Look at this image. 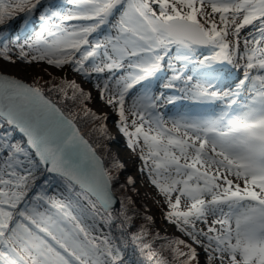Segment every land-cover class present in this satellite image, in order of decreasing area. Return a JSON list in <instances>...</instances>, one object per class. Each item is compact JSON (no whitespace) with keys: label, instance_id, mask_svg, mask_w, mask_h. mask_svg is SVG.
Returning <instances> with one entry per match:
<instances>
[{"label":"snow or ice","instance_id":"6c2138e0","mask_svg":"<svg viewBox=\"0 0 264 264\" xmlns=\"http://www.w3.org/2000/svg\"><path fill=\"white\" fill-rule=\"evenodd\" d=\"M33 23L38 31L25 43L5 42L14 24L28 31ZM198 48L208 54L201 58ZM13 56L96 80V97L54 76L48 92L78 105L101 147L108 121L116 124L167 205L164 219L188 237L169 240L139 225L129 239L143 262L168 264L162 253L169 252L173 264H264V0H0V58ZM165 65L168 94L153 95L149 85ZM231 69L243 74L221 89ZM94 99L118 119L89 107ZM179 100L223 101L224 109L166 119L160 108ZM41 165L67 194L39 182ZM113 170L123 163L105 167L38 87L0 78V264H127L113 227L123 235L138 216L152 218L140 216L130 197L111 215ZM182 198L191 201L187 210ZM158 240L166 241L159 255Z\"/></svg>","mask_w":264,"mask_h":264},{"label":"trees","instance_id":"16d2710c","mask_svg":"<svg viewBox=\"0 0 264 264\" xmlns=\"http://www.w3.org/2000/svg\"><path fill=\"white\" fill-rule=\"evenodd\" d=\"M53 3L59 4L61 0H52ZM219 22V19L217 17V23ZM38 31V25L36 23H33L32 26L28 31L21 30L17 24H14L13 27L10 30H7L9 34V40L5 41L6 43H9V46L11 47V40H15L19 38L20 43H25L26 40L32 38L34 36V32ZM15 52V49H13ZM3 59V58H2ZM44 62V61H43ZM46 63V62H45ZM50 65L46 67H39L36 66V71L34 70V73L32 75H29L28 77L24 78V80L29 83L30 85L34 87H38L49 99H51L54 103L58 105V107L63 111L65 115H67L69 118L73 119L76 125L78 126L81 133L85 136V138L92 143L97 148V153L102 157L105 167H111V161L113 159L117 160L119 162L118 153L112 150L111 146L109 144H105L102 147L97 145L92 132L86 127V125L81 122L77 116L79 112L78 105H73L71 102L65 103L61 97H58L54 93H49L48 88L50 87V81L52 77H56L57 80L60 78H67L68 80H75L80 86L87 92L86 88L88 86L95 88L96 80L93 79L92 82H89L87 78H81L79 75H77L74 72H71L70 70L65 69L63 72L61 71L59 74L52 72L49 67ZM35 68V67H34ZM39 70V71H37ZM39 72V73H38ZM96 91V90H95ZM95 100V99H94ZM94 100L89 104V107H91L93 110H95L93 104L95 103ZM116 114V113H115ZM116 116V115H115ZM115 119H118L116 116ZM109 130V129H108ZM123 135V134H122ZM124 136V135H123ZM16 141H22V137L19 133H16L15 135ZM138 153V152H137ZM139 154V153H138ZM113 175L119 177V184H115L113 187V193L118 197L120 202H124L127 197H130L132 200L131 207L135 208L136 212L140 214V216H149L147 211L144 210L145 207V201H142V198L139 196L138 191L133 185H127V177L128 173L126 170L123 169L122 172L113 170ZM36 176L41 178L39 180L40 183H43L44 179H47L50 182V189L55 190L56 192H63L66 193L65 184L61 180V178L56 174H49L43 167L41 166V170L36 173ZM121 185H124L121 187ZM51 194V191H50ZM189 206L182 207L180 206L181 210H187ZM111 215L115 217L116 215L121 213V203L120 206L117 209H113L110 211ZM165 213V212H164ZM133 213L129 212V215H132ZM214 218L209 215L207 217V223L211 224L212 220ZM167 222V221H166ZM169 223V222H168ZM136 227H133L131 232H126L125 234H121L120 230L117 227H113L111 236L113 237L114 241L119 245L122 255L127 262V264H146V262H143V257L140 255L139 250L136 248V246L131 242L129 237L131 236L132 232L138 231V227L141 224L147 225V230L152 235H158L161 238H168L169 240L178 238L176 236L167 235L165 231H163V228H156V225L151 224V222H147L143 219H140L138 216L135 220ZM171 224V223H169ZM172 226L175 227L174 224ZM196 227L198 229H206L205 224L203 223H197ZM104 232L107 233L108 229L107 227L104 228ZM180 239V238H179ZM166 243L165 240H158L154 245V251L160 254V248L161 244ZM180 248L183 250V246L181 245ZM162 255L167 258L168 264H173L171 254L169 252H163Z\"/></svg>","mask_w":264,"mask_h":264},{"label":"rangeland","instance_id":"374dc122","mask_svg":"<svg viewBox=\"0 0 264 264\" xmlns=\"http://www.w3.org/2000/svg\"><path fill=\"white\" fill-rule=\"evenodd\" d=\"M208 11H211V9L209 8ZM241 39H243V37H241ZM207 54L208 53L206 50L197 49V55L200 56L201 58L203 55H207ZM36 66L46 67L48 66V64L43 61H34L28 63L23 60L16 59L15 56H13L12 61H6L0 58V72L12 75L22 80H24V78L28 77L29 75H32L34 73V70L36 71ZM49 67H51L50 70L54 73L59 74L61 72L59 69L53 68L52 66ZM165 68L167 69V65H165ZM167 71L169 70L167 69ZM240 74L243 73L242 72L238 73L239 76H242ZM170 75L171 73L169 74V77ZM165 81L166 80L164 78L163 83ZM86 90L87 92H91L93 97L97 96V92L95 91L96 88L88 86ZM94 102L95 103L93 104V106L95 110H98L103 107L104 112L108 113L114 119L116 118L115 112L111 108L105 106L102 101L95 99ZM181 114L192 115L190 110L188 109L174 113V115H176L175 117H178ZM107 126L109 129V135L108 138L103 141L102 146L105 144L106 145L109 144L112 150L118 153L117 157L119 158L118 159L119 162L123 163V169L126 170L128 175H130L134 179L135 187L138 191V194L142 198V201L143 200L145 201L144 210L147 211L148 215L152 218L151 224L153 225L157 224L156 228L162 227L163 231H165L167 235H171V236L173 235L187 241L188 237L184 236L182 233L176 230V227L172 226V224H169L164 220V212L167 211V205L163 203L162 197L159 195L157 189H155V187L150 183L149 178L146 175V172L141 173L140 171L141 161L137 160L138 157V155H136L137 153L133 152L131 149L127 147V137L123 136L122 133L119 132L118 127L116 126L115 123H113L112 120L108 121ZM206 199H210V197H206ZM190 204L191 201L187 200L186 198L181 199L180 206L185 207V206H190ZM215 218L216 217H214V219ZM204 259L205 258L202 256L201 260Z\"/></svg>","mask_w":264,"mask_h":264},{"label":"water","instance_id":"95a60500","mask_svg":"<svg viewBox=\"0 0 264 264\" xmlns=\"http://www.w3.org/2000/svg\"><path fill=\"white\" fill-rule=\"evenodd\" d=\"M0 78H6V79H10V80H12V79H14V80H16V81H18V82H21V83H24L25 85H29V86H32V85H30V84H28L26 81H24V80H22V79H20V78H17V77H14V76H12V75H9V74H5V73H2V72H0ZM45 95V94H44ZM45 97L47 98V99H49L46 95H45ZM62 113H63V111L58 107V105L56 104V103H54L51 99H49ZM63 115L64 116H66L64 113H63ZM67 117V116H66ZM67 118H69V117H67ZM70 119V118H69ZM77 126V125H76ZM78 128V127H77ZM79 129V128H78ZM82 134V133H81ZM83 135V134H82ZM83 138L85 139V140H87L84 136H83ZM97 155H98V153H97ZM98 157H100L99 155H98ZM101 158V157H100ZM102 159V158H101ZM43 168H44V166L43 165H41ZM113 195H114V199H113V202H112V204H113V207L110 209V210H112V209H115V208H118L119 207V205H120V203H118L119 202V199L116 197V195L113 193Z\"/></svg>","mask_w":264,"mask_h":264}]
</instances>
